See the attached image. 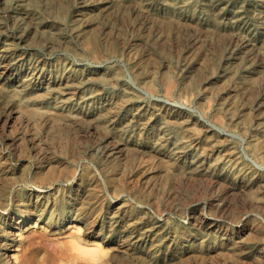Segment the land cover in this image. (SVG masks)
<instances>
[{
  "label": "rangeland",
  "instance_id": "rangeland-1",
  "mask_svg": "<svg viewBox=\"0 0 264 264\" xmlns=\"http://www.w3.org/2000/svg\"><path fill=\"white\" fill-rule=\"evenodd\" d=\"M8 239L13 264H264V0H0Z\"/></svg>",
  "mask_w": 264,
  "mask_h": 264
},
{
  "label": "bare ground",
  "instance_id": "bare-ground-1",
  "mask_svg": "<svg viewBox=\"0 0 264 264\" xmlns=\"http://www.w3.org/2000/svg\"><path fill=\"white\" fill-rule=\"evenodd\" d=\"M15 21V20H14ZM16 22V21H15ZM74 34L77 38H79V43H80V47L83 49V50H86L87 49V45H91L89 44V42L87 41V39H84V38H81V36L79 35V33L77 32V30L75 29L74 30ZM21 37L19 34H18V38ZM136 59V58H135ZM139 62V61H137ZM137 64V63H136ZM138 65V64H137ZM208 132V131H207ZM156 147H159L158 145H156ZM184 148L185 150L188 151L189 149V146L188 144L184 145ZM107 159H109L110 161H115L119 155H120V152H121V148H120V145L117 144V145H112L111 147L108 146V144L105 142V140L103 141V146L101 148V151H100ZM113 164V163H112ZM207 203V202H206ZM199 204V203H197ZM205 205V204H204ZM217 208L218 209H221L222 210V206H219V204L217 205ZM22 220H19L17 221V224H19ZM206 221H209V220H206L204 218H202L201 220V223L203 222H206ZM29 222V221H28ZM68 222L69 223H74L75 220L74 219H68ZM13 229V228H12ZM15 235V234H14ZM18 235V234H17ZM13 236V235H12ZM3 254H1L3 256V261L1 260L0 262H4V264H13V262L15 263L16 262V255H15V252H17L19 249L18 247L13 243V241L11 239H8L7 242L4 244L3 246ZM87 248V247H86ZM263 248V247H262ZM17 264H21V261L17 262Z\"/></svg>",
  "mask_w": 264,
  "mask_h": 264
}]
</instances>
